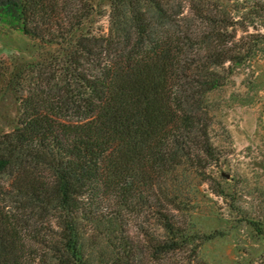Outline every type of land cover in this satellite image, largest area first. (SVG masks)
Here are the masks:
<instances>
[{
  "label": "trees",
  "instance_id": "16d2710c",
  "mask_svg": "<svg viewBox=\"0 0 264 264\" xmlns=\"http://www.w3.org/2000/svg\"><path fill=\"white\" fill-rule=\"evenodd\" d=\"M252 1L0 0V25L58 55L0 136V264H171L216 238L193 214L215 183L211 96L264 46L236 39L264 15ZM144 211L157 233L135 240L127 217Z\"/></svg>",
  "mask_w": 264,
  "mask_h": 264
},
{
  "label": "rangeland",
  "instance_id": "374dc122",
  "mask_svg": "<svg viewBox=\"0 0 264 264\" xmlns=\"http://www.w3.org/2000/svg\"><path fill=\"white\" fill-rule=\"evenodd\" d=\"M240 1L243 6H256L252 0ZM256 1L257 6L264 5V0ZM103 4L95 30L106 32L109 8ZM188 6L184 1L185 13ZM245 13L235 15L237 22ZM246 24L236 25V39L264 37V15L260 21ZM57 62L55 49L0 25V136L17 125L26 98L48 91L57 81H49L58 74ZM211 98L219 104L211 131L217 163L207 172L214 178L213 186H221L224 195L214 194L210 182L198 186L202 194L193 219L198 230L213 232L216 238L202 246L196 257L187 251L177 252L170 263L264 264V46ZM9 183V178L0 176V189ZM154 217L151 211L128 216L130 235L139 240L144 233H157ZM184 219L182 215L179 218ZM252 222L261 224L260 232Z\"/></svg>",
  "mask_w": 264,
  "mask_h": 264
}]
</instances>
